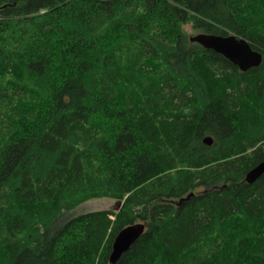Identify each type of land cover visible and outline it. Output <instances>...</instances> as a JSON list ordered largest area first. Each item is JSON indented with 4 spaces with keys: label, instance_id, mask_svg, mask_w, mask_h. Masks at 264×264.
<instances>
[{
    "label": "trees",
    "instance_id": "obj_1",
    "mask_svg": "<svg viewBox=\"0 0 264 264\" xmlns=\"http://www.w3.org/2000/svg\"><path fill=\"white\" fill-rule=\"evenodd\" d=\"M263 161L264 0H0V264H264Z\"/></svg>",
    "mask_w": 264,
    "mask_h": 264
},
{
    "label": "water",
    "instance_id": "obj_2",
    "mask_svg": "<svg viewBox=\"0 0 264 264\" xmlns=\"http://www.w3.org/2000/svg\"><path fill=\"white\" fill-rule=\"evenodd\" d=\"M190 41L224 57L234 66L238 67L241 72H247L253 68H258L263 61L261 53L253 50L251 45L243 38H238L233 35L223 37L207 35L206 33L191 36ZM204 144L211 146L213 144L212 138L206 137L204 139ZM262 175H264V161L247 174L246 181L249 184H254ZM144 231V224H134L119 232L114 242L115 244L111 257L112 264L116 263L118 259L138 241Z\"/></svg>",
    "mask_w": 264,
    "mask_h": 264
},
{
    "label": "rangeland",
    "instance_id": "obj_3",
    "mask_svg": "<svg viewBox=\"0 0 264 264\" xmlns=\"http://www.w3.org/2000/svg\"><path fill=\"white\" fill-rule=\"evenodd\" d=\"M184 31L188 33V35L194 36L198 33L193 32L191 26H186L184 27ZM120 200L116 199H111V198H99V199H89L83 202L80 206L77 207L74 211H71L67 214V218H73L75 216H79L85 213H90L94 211H99L100 210H109V211H116L118 210L119 204L123 206V203ZM121 206V207H122ZM121 209V208H120Z\"/></svg>",
    "mask_w": 264,
    "mask_h": 264
},
{
    "label": "bare ground",
    "instance_id": "obj_4",
    "mask_svg": "<svg viewBox=\"0 0 264 264\" xmlns=\"http://www.w3.org/2000/svg\"><path fill=\"white\" fill-rule=\"evenodd\" d=\"M199 34H206V33H198V34H196V35H199ZM207 35H212V34H207ZM232 35H233V36H236V35H234V34H230L229 36H232ZM215 36H218V35H215ZM236 37H237V36H236ZM238 38H239V37H238ZM190 39H191V37L189 38V40H190ZM190 42H191V41H190ZM191 43H192V42H191ZM195 44H196V43H195ZM246 177H247V176H246ZM120 201H121V200H120ZM121 202L124 204V201H121ZM121 202H119V203H121ZM121 206H122V205L119 204V206H118V210H116V211H114V212H116V213L119 212V211L122 209V207H123V206H122V207H121ZM120 208H121V209H120ZM117 236H118V235H117ZM117 236L115 237V239H114V241H113V244H112V251H111V253H110V257H109L110 264H112V262H111V257H112V254H113V248H114V244H115L114 242H115ZM127 252H128V251H127ZM125 253H126V252H125ZM125 253H124V254H125ZM120 258H121V257H120ZM120 258L118 259V261L120 260ZM118 261H117V262H118ZM117 262H116V263H117ZM114 264H115V263H114Z\"/></svg>",
    "mask_w": 264,
    "mask_h": 264
}]
</instances>
